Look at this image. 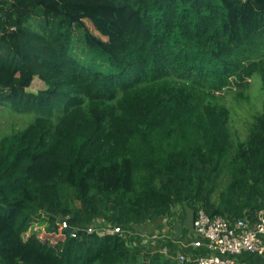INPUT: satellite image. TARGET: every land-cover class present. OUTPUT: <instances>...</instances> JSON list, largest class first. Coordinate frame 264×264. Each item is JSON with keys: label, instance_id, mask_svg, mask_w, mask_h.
<instances>
[{"label": "trees", "instance_id": "obj_1", "mask_svg": "<svg viewBox=\"0 0 264 264\" xmlns=\"http://www.w3.org/2000/svg\"><path fill=\"white\" fill-rule=\"evenodd\" d=\"M253 77L264 0H0V105L40 115L0 137V264H198L162 230L175 206L184 235L201 209L264 210V104L235 143L215 100ZM36 219L54 248L25 239Z\"/></svg>", "mask_w": 264, "mask_h": 264}, {"label": "rangeland", "instance_id": "obj_2", "mask_svg": "<svg viewBox=\"0 0 264 264\" xmlns=\"http://www.w3.org/2000/svg\"><path fill=\"white\" fill-rule=\"evenodd\" d=\"M86 23L94 33L101 36V34L94 29L89 20H86ZM81 36L82 35L80 33L76 36V39H74V51L82 58L88 59L90 58V50L84 43ZM102 38L106 39L104 36H102ZM248 80V82L240 87L232 86L231 88L224 89L220 93L218 92V96L215 99L218 103L225 104L230 108L231 115L229 119V126L232 139L235 143L247 137L251 121L255 115L260 113L263 109L264 90L262 88L260 79L253 77ZM43 87H45L44 82L39 77H35L28 90L32 92H38ZM39 116L40 115H38L35 111L24 110L23 112H19L12 110L10 107L0 105V137L6 134H11L13 130H21L26 126L29 120ZM187 210L189 213H192L190 208ZM173 212V219L166 218L160 222L163 225V232H171V236L176 239V236L174 235V233L177 232L175 230V226L180 221V216H183V207L180 205L175 206L173 208ZM47 224L48 223L40 222L36 219L30 229L25 233V239H30L31 236L37 234L38 240L42 242L45 247L54 248L58 242L64 238V234L61 231L62 229L59 228L58 232L51 235L46 230ZM155 226L156 225L149 223V225L146 226V231L143 230L144 234H147L150 230H153L154 234L150 236L158 235V230H154ZM190 232L192 233V224L190 227ZM146 240L147 238H145L144 242H146Z\"/></svg>", "mask_w": 264, "mask_h": 264}, {"label": "built area", "instance_id": "obj_3", "mask_svg": "<svg viewBox=\"0 0 264 264\" xmlns=\"http://www.w3.org/2000/svg\"><path fill=\"white\" fill-rule=\"evenodd\" d=\"M62 224L68 227L67 221ZM108 231L123 232L119 226ZM189 236L190 245L196 249L203 248L207 253H179L181 262L194 260L198 264H247L239 261L237 256L244 252L264 254V210L259 211L252 220L248 217L231 219L223 215H210L201 209Z\"/></svg>", "mask_w": 264, "mask_h": 264}, {"label": "crops", "instance_id": "obj_4", "mask_svg": "<svg viewBox=\"0 0 264 264\" xmlns=\"http://www.w3.org/2000/svg\"><path fill=\"white\" fill-rule=\"evenodd\" d=\"M176 231L178 230V229H175ZM182 231V230H181ZM181 231H179V232H175L176 233V236L177 235H179V237L180 238H183V239H181L183 242L181 243V245L184 247V248H186V251H187V254H189V255H195V251L197 250L196 248H194L192 245H190V243H189V239L191 238L190 236H189V232L190 231H188L187 232V234H185L184 235V233H185V231H183V232H181ZM182 233V234H181ZM186 236V237H185Z\"/></svg>", "mask_w": 264, "mask_h": 264}, {"label": "water", "instance_id": "obj_5", "mask_svg": "<svg viewBox=\"0 0 264 264\" xmlns=\"http://www.w3.org/2000/svg\"><path fill=\"white\" fill-rule=\"evenodd\" d=\"M67 232H68L69 234H72V233L74 232V228H73V227H69V228H67Z\"/></svg>", "mask_w": 264, "mask_h": 264}]
</instances>
